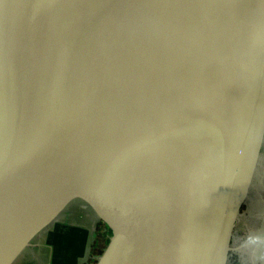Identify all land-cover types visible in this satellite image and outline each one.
Here are the masks:
<instances>
[{
  "label": "water",
  "instance_id": "1",
  "mask_svg": "<svg viewBox=\"0 0 264 264\" xmlns=\"http://www.w3.org/2000/svg\"><path fill=\"white\" fill-rule=\"evenodd\" d=\"M264 125V0H0V264L74 198L95 264H225Z\"/></svg>",
  "mask_w": 264,
  "mask_h": 264
},
{
  "label": "crops",
  "instance_id": "2",
  "mask_svg": "<svg viewBox=\"0 0 264 264\" xmlns=\"http://www.w3.org/2000/svg\"><path fill=\"white\" fill-rule=\"evenodd\" d=\"M98 210L72 199L25 247L12 264H95L106 246Z\"/></svg>",
  "mask_w": 264,
  "mask_h": 264
},
{
  "label": "flooded vegetation",
  "instance_id": "3",
  "mask_svg": "<svg viewBox=\"0 0 264 264\" xmlns=\"http://www.w3.org/2000/svg\"><path fill=\"white\" fill-rule=\"evenodd\" d=\"M264 243V125L253 167L229 238L225 264H251V251ZM264 251V245L261 246ZM264 264V262H257Z\"/></svg>",
  "mask_w": 264,
  "mask_h": 264
},
{
  "label": "clouds",
  "instance_id": "4",
  "mask_svg": "<svg viewBox=\"0 0 264 264\" xmlns=\"http://www.w3.org/2000/svg\"><path fill=\"white\" fill-rule=\"evenodd\" d=\"M264 243L260 244L255 248L247 249V251H251L252 255L250 257L251 264H257V262H264V251H261V246Z\"/></svg>",
  "mask_w": 264,
  "mask_h": 264
},
{
  "label": "trees",
  "instance_id": "5",
  "mask_svg": "<svg viewBox=\"0 0 264 264\" xmlns=\"http://www.w3.org/2000/svg\"><path fill=\"white\" fill-rule=\"evenodd\" d=\"M101 226H103L106 229V234H107V238H106V244L108 242L109 236L112 233V225H111V220H109V218H104L101 220Z\"/></svg>",
  "mask_w": 264,
  "mask_h": 264
}]
</instances>
